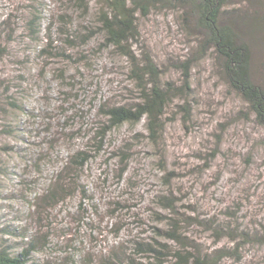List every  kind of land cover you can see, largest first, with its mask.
Instances as JSON below:
<instances>
[{"label":"trees","instance_id":"1","mask_svg":"<svg viewBox=\"0 0 264 264\" xmlns=\"http://www.w3.org/2000/svg\"><path fill=\"white\" fill-rule=\"evenodd\" d=\"M93 2L92 10L91 0H53L52 7L48 0H18L0 21V138L6 137L0 151L17 156L22 167L19 172L0 156L6 180L0 185V199L6 200L0 203V264H246L251 246L264 244V215L261 219L236 199L214 204L204 195L182 192L178 180L189 163L170 168L165 152L176 120L186 131L197 127L199 102L192 69L207 56L228 90L244 104L238 115L264 130V14L251 9L258 4L264 10V0ZM164 11L172 12L179 32L194 36V47L184 58L167 51L159 55L143 41L142 23ZM113 56L127 63L126 86L132 84V93L112 100L98 97L96 91L88 101L91 86L85 83L79 95L93 105L94 113L88 119L87 110L79 128L65 130L71 122L66 119L55 130L48 120L51 111L41 107L37 113L27 107L42 75L38 66L59 63L53 72L62 75L69 65L82 75L80 65L87 70L97 63L102 67L105 58ZM5 57L16 72L3 74ZM80 114L75 108V116ZM60 136L81 141L69 144L63 153L54 147ZM10 137L18 140L9 141ZM133 141L152 147L163 170L164 189L151 200L153 223L138 220L147 222L152 235L134 238L130 245L132 239L98 246L91 227L96 225L89 218L98 207L82 176L95 160L108 167L116 156L124 172L134 155ZM216 142L206 151L207 168V159L210 163L222 151L220 138ZM10 176L19 178L12 182ZM78 191L80 201L71 206ZM100 196L103 208V191ZM109 203L106 209L112 218L127 206L119 198ZM119 227L113 221L108 229L116 232ZM84 236L96 251L85 253ZM249 264H264V258L255 263L250 256Z\"/></svg>","mask_w":264,"mask_h":264},{"label":"rangeland","instance_id":"2","mask_svg":"<svg viewBox=\"0 0 264 264\" xmlns=\"http://www.w3.org/2000/svg\"><path fill=\"white\" fill-rule=\"evenodd\" d=\"M16 1L18 0H0V21L4 18V15L6 16L13 10ZM93 1L91 0L90 3L92 10L96 8ZM48 2L49 6L52 7L53 0H48ZM262 6L253 4L251 9L254 8L264 14ZM21 27L20 25L16 30L21 31ZM178 28L179 26L172 12L165 14L164 11L156 16H151L142 23L143 41L148 43L159 55H164L167 51L170 54L179 53L184 58L188 50L194 47V36H185L178 31ZM10 46L15 47L12 43H10ZM10 60L9 57L4 58L3 74L7 75L9 72L14 73L17 71ZM102 63V67L100 63H97L91 69L89 68L90 70L86 69L85 64L80 65L82 75L79 70L73 69L69 65L68 68H65L66 71H62V75H59V72H53L59 63H51L46 68L38 66L37 70L41 69L42 75L39 80L37 79L38 84H36L32 90L33 93L30 95L29 102L31 104L27 107H33L32 109L37 113L40 112L41 107L46 109L47 112L51 111L52 117L48 120L55 130L59 129L57 123H61L66 119L71 122H66L68 127L65 130L79 128L86 120L87 110L92 112H89L88 119L89 115L92 116L94 113L92 110L93 105H90L86 100H82L83 96L79 95L80 90L84 89L85 83H90L91 86L88 101L92 97H96V91L98 97L106 96L112 100L132 93L129 90L132 84L129 87L126 86L128 82L125 60L113 56L112 60L107 57ZM34 71H36V68ZM192 74L199 102L198 112L195 116L197 117V127L192 132L190 130L186 131L180 120L175 121L173 127L169 130L168 149L165 152L168 167L179 166V162L189 163L187 168L181 170L184 177L178 180L183 185L181 187L182 192L197 196L204 195L205 200L209 199L214 204H218V201L227 203L236 199L246 204L245 206L252 208L253 213L263 219L264 130L251 121H245L238 115L239 110H244V104L240 98L228 90L211 56L205 57L197 67H194ZM70 81H74V83L72 84ZM75 108L84 117L75 116ZM68 116H70V119ZM123 131L133 132L130 129L127 130V128H124ZM33 138L36 141L39 140L35 135H33ZM116 138L115 143L118 144V141L122 140V135ZM217 138H220L222 151L210 163L207 159L208 166L210 165L207 168L203 165L205 158L209 157L206 151L208 147L214 148L217 145ZM7 139L14 142L18 140L16 137ZM5 140L6 137H1L0 143ZM24 140H20L18 143L22 144ZM78 141L81 140H77L76 137L67 140L60 136L54 147L65 153L69 150V144H75ZM133 142L132 151H134V155L130 158L124 172L121 171L125 165L121 164L120 157L116 156L109 161L108 167L103 161L95 160L87 167L82 176L84 185L89 193L93 194V200L96 207H98L95 214L89 217L93 225H96V227L90 226L95 228L93 233L96 234L98 246L105 247L109 245L108 243L111 244L114 241L132 239L127 242L130 245L134 238H148L152 235L149 225L147 226L145 223H153L150 217V207H153L151 200L156 192L164 189L162 183L163 170L157 163L158 155L152 147L150 148L144 142H140V144ZM5 153V151H0L2 160L21 172L22 167L18 163L17 156L14 157V154ZM2 174L0 170L1 186L6 183ZM15 177L10 176L8 181L16 182L19 176ZM102 191L106 196L105 202L103 200L102 202L111 205L109 201L112 198H119L127 206L112 218L108 215L110 210L106 209V204L101 208L102 203L99 202V197H101L100 193ZM80 196V192H76L75 198L71 199L72 201L70 200L71 206L80 201ZM246 198H249V200L247 201ZM5 201V199H0L2 204H5ZM85 203L92 207L91 201ZM83 216H85V224L87 216L86 214H83ZM142 217L147 222L142 221V223H139L138 220ZM113 221H117L118 226H120L116 232L108 229ZM159 226L162 227L163 224L159 223ZM82 231H85L84 227H82ZM83 238L85 240L81 242L84 246L86 245L85 253L97 250L87 242L85 236ZM204 240L206 241L208 238L205 237ZM250 249L251 253L247 256L248 262L246 264H249L250 256H253L255 263L257 260L260 261L264 258V244H254Z\"/></svg>","mask_w":264,"mask_h":264}]
</instances>
